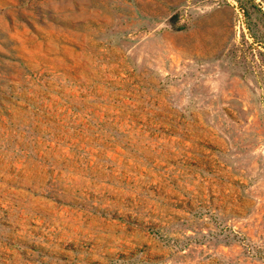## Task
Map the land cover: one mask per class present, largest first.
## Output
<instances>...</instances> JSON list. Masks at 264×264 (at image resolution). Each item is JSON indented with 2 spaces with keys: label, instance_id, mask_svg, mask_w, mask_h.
I'll list each match as a JSON object with an SVG mask.
<instances>
[{
  "label": "rangeland",
  "instance_id": "obj_1",
  "mask_svg": "<svg viewBox=\"0 0 264 264\" xmlns=\"http://www.w3.org/2000/svg\"><path fill=\"white\" fill-rule=\"evenodd\" d=\"M0 264H264V0H0Z\"/></svg>",
  "mask_w": 264,
  "mask_h": 264
}]
</instances>
